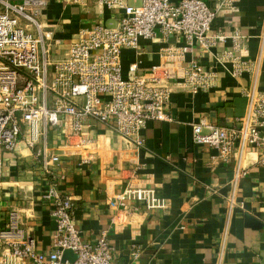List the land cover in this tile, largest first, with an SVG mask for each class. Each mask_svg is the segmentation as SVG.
Masks as SVG:
<instances>
[{
	"label": "crops",
	"instance_id": "1",
	"mask_svg": "<svg viewBox=\"0 0 264 264\" xmlns=\"http://www.w3.org/2000/svg\"><path fill=\"white\" fill-rule=\"evenodd\" d=\"M44 1L45 6L26 11L40 29L25 17L19 24L33 34L49 32L43 45H48L52 61L66 56L83 30L117 23V12L94 0ZM205 1L216 7L212 35L241 36L239 53L246 70L233 74L230 59L237 52L230 37L207 47L193 44L182 64L195 62L212 69L210 87L191 94L174 81L165 109L172 119L148 120L142 130L145 143L139 149L128 147L102 123L90 129L97 142L88 148L68 144L60 127L47 128L32 148L22 135L16 149L3 155L0 226L16 211L35 249L49 251L54 204L43 194L56 183L62 195L72 199V221L82 239L94 243L105 232L117 264H264L260 150L235 143L222 157L215 148L192 139V124L201 120L217 127L238 126L237 118L247 111L246 94L264 93V0ZM184 44L181 36H163L159 31L153 39H140L137 49L121 53L123 75L131 63L146 70L163 60L161 48ZM50 155L59 161L47 172L43 162ZM237 169L245 173L234 185ZM128 185L153 189L165 206L147 208L130 199L124 211L115 210L111 201Z\"/></svg>",
	"mask_w": 264,
	"mask_h": 264
},
{
	"label": "built area",
	"instance_id": "2",
	"mask_svg": "<svg viewBox=\"0 0 264 264\" xmlns=\"http://www.w3.org/2000/svg\"><path fill=\"white\" fill-rule=\"evenodd\" d=\"M94 1L117 12L116 25L98 24L83 30L66 56L52 61L48 45H43L50 38L49 32L33 34L19 24L25 17L40 29L26 11L30 6H45V1L0 0V173L4 153L14 151L22 135L32 148L49 127L62 128L68 144L88 148L97 142L90 136V129L102 123L131 149L142 148V130L148 120L172 119L165 109L174 81L191 94L212 83V69L195 62L182 64L193 44L207 47L230 37L237 52L230 59L233 74L247 68L240 59V35L210 33L216 7L205 0ZM157 31L163 36H181L185 44L161 48L163 60L146 70H139L138 62H133L127 76L123 75V49H137L140 39H153ZM246 97L247 111L237 118L238 126L217 127L201 120L192 124L193 142L215 148L222 157L228 156L235 143L240 147L249 144L260 150V162L264 164V93H248ZM58 161L57 155H50L43 167L50 172L48 167ZM244 173L236 170L234 185ZM43 197L54 204L50 250L35 249L13 210L0 226V264H117L105 232L94 243L82 239L72 221V199L62 195L56 183L48 185ZM130 199L143 202L147 208L165 206L153 189L133 185L117 194L111 205L124 211ZM228 203L230 207L234 203L233 194ZM67 249L76 254L75 260H62ZM133 254L137 255L135 251Z\"/></svg>",
	"mask_w": 264,
	"mask_h": 264
},
{
	"label": "water",
	"instance_id": "3",
	"mask_svg": "<svg viewBox=\"0 0 264 264\" xmlns=\"http://www.w3.org/2000/svg\"><path fill=\"white\" fill-rule=\"evenodd\" d=\"M76 259V254L73 253L72 250H64L63 254H62V260H69V261H73Z\"/></svg>",
	"mask_w": 264,
	"mask_h": 264
},
{
	"label": "rangeland",
	"instance_id": "4",
	"mask_svg": "<svg viewBox=\"0 0 264 264\" xmlns=\"http://www.w3.org/2000/svg\"><path fill=\"white\" fill-rule=\"evenodd\" d=\"M138 1V3L140 2V0H137Z\"/></svg>",
	"mask_w": 264,
	"mask_h": 264
}]
</instances>
